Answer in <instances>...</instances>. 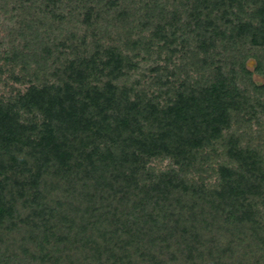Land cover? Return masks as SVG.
<instances>
[{
	"label": "trees",
	"instance_id": "obj_1",
	"mask_svg": "<svg viewBox=\"0 0 264 264\" xmlns=\"http://www.w3.org/2000/svg\"><path fill=\"white\" fill-rule=\"evenodd\" d=\"M16 1L13 34L30 44L3 59L25 87L0 94V264H264V153L232 128L264 112V84L220 49L264 50V0H175L131 52L155 46L211 68L176 79L168 56L147 88L126 81L136 55L95 27L122 0ZM37 11L77 14L89 32L66 46L19 39Z\"/></svg>",
	"mask_w": 264,
	"mask_h": 264
},
{
	"label": "rangeland",
	"instance_id": "obj_2",
	"mask_svg": "<svg viewBox=\"0 0 264 264\" xmlns=\"http://www.w3.org/2000/svg\"><path fill=\"white\" fill-rule=\"evenodd\" d=\"M146 2V0H122L121 6L117 10H110V17H106L104 19L105 21L101 20V22H98L99 24L95 25L96 30L100 32L99 35L101 39H103L101 40L103 43L106 42L105 39L116 41L122 46L128 47L129 54L136 55L135 61L138 68L134 69L129 75H127L126 81L129 84L137 82L140 86L147 88L146 85L150 83V79L148 78L149 75H154L150 73V68L157 63L162 66L168 61L167 71L173 72L176 79H184L183 74L187 73V75H189L188 79L201 82L204 79L206 72L209 71L211 67L209 65H207V67H205V65L200 66L199 63L192 64L187 59L188 56L185 58L182 56V53L178 54V56H169V53L165 49L162 50L155 46L147 52L142 46L139 47L138 51L131 52L132 46L130 45V42L133 39L148 38L152 25L157 23L156 21L160 20V18H167L169 13L172 10H175L178 5L175 0H155L154 2L151 1V5H148ZM11 3H15L20 7V4H18L16 0H0V94L6 97L10 94H14L18 89L23 90L25 85H20L15 83L13 79H9L11 76L9 69L10 66L13 65H5L3 59L6 54H8L7 57H9L12 51H26L27 48H24L23 45L27 47V45L30 44L22 40L16 41L13 34V27L16 26L14 24L17 22H14V20L18 19L22 21L25 13L23 12L18 17H16L17 13L12 15L13 13L11 14L10 12ZM96 3L98 4V2ZM99 4H101L99 7L102 10L101 7L104 4V1L102 0ZM118 10L124 11L126 17L119 18L116 14H113L112 11ZM77 13L79 14V12ZM35 15L36 17L33 19V25L23 33V36H19V39L44 38L48 45H51V42L55 44L57 40L60 39V42L64 41L66 46L67 42H70L69 39H66L68 36L72 35L79 39L83 34L89 32L88 27L80 23L81 18L80 16H77V14L74 16L69 15L62 22L53 21L51 17L40 15L38 11ZM127 42H129L128 45ZM248 46L247 43L237 40L235 43L229 44L228 47L226 45L225 47H220V49L226 51V65L230 64L231 61H240L243 55L244 64L250 71L251 81L254 84L263 85L264 50H253ZM59 49L58 46L57 50ZM64 49L65 48H62L60 51H65ZM57 50L54 51L52 49L55 54H57ZM239 54L241 55L240 57ZM254 55H258L261 58L263 65L261 70H263V72L256 69L257 60ZM166 57H168V59ZM33 66H35V64L30 67L31 70L34 68ZM18 69L19 67L16 66L14 73H18ZM50 71H52L51 68L44 70L42 65L40 74L44 72L49 75V73H51ZM169 79L171 81L172 77H169ZM240 84L244 87L247 86L246 90L248 91V94L256 99V96H258L259 93H255L253 87L249 83H246V81L243 82L240 79ZM245 118L247 119L246 121ZM232 128L233 131H237L238 135H241V141L255 146L264 153V112L257 110V112L253 113L251 116L239 118L233 122ZM215 161H219V159H216ZM166 165V161L155 163V166L157 167H165ZM203 177H206L207 179L210 178L208 181H213L215 179L212 172L203 173Z\"/></svg>",
	"mask_w": 264,
	"mask_h": 264
}]
</instances>
